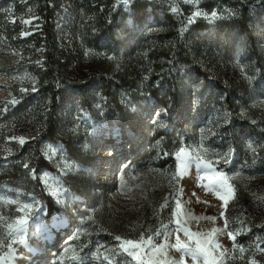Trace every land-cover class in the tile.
I'll use <instances>...</instances> for the list:
<instances>
[{"label": "rangeland", "instance_id": "obj_1", "mask_svg": "<svg viewBox=\"0 0 264 264\" xmlns=\"http://www.w3.org/2000/svg\"><path fill=\"white\" fill-rule=\"evenodd\" d=\"M34 148L0 264H264V0H0V175Z\"/></svg>", "mask_w": 264, "mask_h": 264}, {"label": "trees", "instance_id": "obj_2", "mask_svg": "<svg viewBox=\"0 0 264 264\" xmlns=\"http://www.w3.org/2000/svg\"><path fill=\"white\" fill-rule=\"evenodd\" d=\"M47 27L49 28L48 32H51L52 26L47 25ZM227 37H231V34H228ZM56 51L59 53L62 52L59 49H56ZM56 54H58V53H56ZM55 56H57V55H55ZM55 63L59 67L62 66V63H60L58 58L55 59ZM34 149H33L34 152L32 154V157H31V159H29L27 165L24 162H21L19 164L14 165V166H10L8 168L7 176H5V173H3V171H2V174L0 175V180L2 181L5 178L11 177L16 181L17 179L23 178L24 182H26L30 188L34 187V182H35V186H36V184L39 185L38 180L37 179H35V181L32 180V178L29 175V170L33 167V165H34V168L36 171L40 170L41 168H45L48 170H53V169L49 165L48 161L43 157V155L40 154L38 149L37 148H34ZM53 208L54 207H53L52 203H50L49 211L51 212L53 210Z\"/></svg>", "mask_w": 264, "mask_h": 264}, {"label": "snow or ice", "instance_id": "obj_3", "mask_svg": "<svg viewBox=\"0 0 264 264\" xmlns=\"http://www.w3.org/2000/svg\"><path fill=\"white\" fill-rule=\"evenodd\" d=\"M216 14L213 13V16H215ZM191 22V20L189 21ZM181 152H183V149H181ZM212 219V218H210ZM191 235V234H189ZM231 237V234H229ZM117 240L120 239V237L116 238ZM151 239V238H149ZM128 244L132 245L133 247H135V245L133 244L132 241H127ZM173 247H175V249L177 251H181L183 250L186 254L190 255L192 257L193 260V264H195V262L197 261L198 256L202 255L203 256V261L204 264H210L209 258H208V252L207 250L204 248V246L202 245L200 240H196V245L195 248H191L188 247L187 245L183 244L179 238V236H177L176 239V244L173 245ZM183 260V256H181V261Z\"/></svg>", "mask_w": 264, "mask_h": 264}]
</instances>
